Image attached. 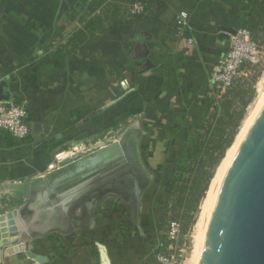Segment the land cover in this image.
I'll return each mask as SVG.
<instances>
[{
	"label": "crops",
	"instance_id": "0c3cea01",
	"mask_svg": "<svg viewBox=\"0 0 264 264\" xmlns=\"http://www.w3.org/2000/svg\"><path fill=\"white\" fill-rule=\"evenodd\" d=\"M63 2L69 6L57 20ZM80 2L0 0V82L25 102L30 126L26 139L0 131V185L28 183L25 196L0 189V209L20 211L18 221L29 226L25 249L47 257L44 264H158L167 239L165 213L148 201L160 194L150 188L155 165L172 170L187 131L200 124L210 67L231 35L222 27L240 25L242 0H167L73 48L70 37L81 27L68 25L84 13ZM114 131L118 137L104 145V133ZM92 141L87 151L117 148L115 162L129 161L127 149L134 168L100 176L65 202L81 188L50 191L49 174L66 149ZM3 246L0 240V264L24 263Z\"/></svg>",
	"mask_w": 264,
	"mask_h": 264
},
{
	"label": "water",
	"instance_id": "95a60500",
	"mask_svg": "<svg viewBox=\"0 0 264 264\" xmlns=\"http://www.w3.org/2000/svg\"><path fill=\"white\" fill-rule=\"evenodd\" d=\"M78 5V4H77ZM61 4L57 20L68 9ZM234 34L235 29L222 27ZM146 69L150 67L147 59ZM10 100L5 81L0 82V101ZM116 146V145H115ZM115 149V147H113ZM112 147H104V155L96 151L74 154L63 158L49 174L48 189L57 191L78 183L81 191L66 196L68 202L91 186L93 179L115 163ZM117 149V148H116ZM95 150V149H93ZM119 150L117 149L116 152ZM102 157H104L102 159ZM27 182H5L0 189L14 194L27 195ZM50 193L44 194V196ZM139 195L134 196L136 204ZM20 211L6 210L0 213V240L5 247H13L16 261L23 264H44L47 257L25 249L29 241L25 233L29 226L18 221ZM35 215L32 217V220ZM24 224V223H23ZM197 264H264V101L255 114L227 163L211 198V206L205 217Z\"/></svg>",
	"mask_w": 264,
	"mask_h": 264
},
{
	"label": "trees",
	"instance_id": "16d2710c",
	"mask_svg": "<svg viewBox=\"0 0 264 264\" xmlns=\"http://www.w3.org/2000/svg\"><path fill=\"white\" fill-rule=\"evenodd\" d=\"M166 2L167 0H81L80 8L85 9L83 17L87 21L81 29L70 37L69 43L75 48L84 43L89 35L102 34L122 22L131 23L132 18L140 19L143 13L155 11ZM247 2L248 5L241 6V11L248 8L249 5L251 8L247 15H242L240 11L239 26L245 27L244 25L249 24L250 29L246 28L255 40L254 35L257 27L264 25V0H247ZM136 3L144 4L142 11H133V6ZM246 17H249V19L246 20ZM64 27L63 23L56 26L54 34L61 32ZM233 91L232 86L221 96L224 100L220 101L218 106L212 105L214 99L211 97L202 99L201 122L197 127L187 131L175 170L170 174L169 182L173 184V182L181 179L179 177L189 164L193 160H197L196 167L198 171L193 176L191 193L187 199L190 205L188 209L190 215L188 217L191 220L195 219L194 213L199 210L200 203L205 197L215 170L234 142L240 124L244 119L245 104L240 111L230 112L233 99L229 97H240V91L234 94ZM210 108L213 109L212 113H210ZM225 117L226 120H224ZM214 118L216 119L215 123L212 121ZM226 126L228 127L225 128ZM166 196L167 198L171 197V189L166 190Z\"/></svg>",
	"mask_w": 264,
	"mask_h": 264
},
{
	"label": "rangeland",
	"instance_id": "374dc122",
	"mask_svg": "<svg viewBox=\"0 0 264 264\" xmlns=\"http://www.w3.org/2000/svg\"><path fill=\"white\" fill-rule=\"evenodd\" d=\"M247 4V0H242V7L243 5ZM251 6L249 5L248 8L243 9L241 11L242 15H247L250 11ZM75 9V7H72L71 10ZM77 10L79 9V5H77ZM249 17H246V20H248ZM86 18L83 17V14L76 17L75 21L70 23L68 26H70V29L73 28H79L83 27ZM249 25V24H248ZM244 25L245 28H249L250 26ZM250 29V28H249ZM254 34V33H253ZM255 40L257 43H259L263 49H264V25L258 26L257 31L255 32ZM234 88L233 94L237 91H240V97L232 98L233 99L230 112L231 111H240L242 107L245 104V115L244 119L242 120L239 130L244 123L245 119L248 115H250L261 103V101L264 99V58L253 66H245L240 71V74L237 76V78L234 81V84L232 85ZM211 98L214 99V102L212 105L218 106L219 102L224 100L222 97H216L215 93H212L210 95ZM263 99H262V98ZM257 100V101H256ZM257 102V103H256ZM211 109V108H210ZM251 110V111H250ZM213 112V109L210 110V113ZM227 118L225 117L224 120ZM213 123H215L216 119H212ZM127 124V123H125ZM127 126V125H124ZM226 126L225 128H227ZM238 130V132H239ZM238 134V133H237ZM118 137V132L114 131L110 133L109 135L104 133V145L108 144L107 140L116 139ZM235 140V139H234ZM96 141H92L91 143H87L80 147H70L66 149L67 154L66 156H63L65 158L72 157L74 154H83L86 153L88 149L96 146ZM116 149V148H115ZM113 148L114 154H116V150ZM112 154V153H111ZM116 157V155H115ZM206 158V157H203ZM197 160H193L187 169L181 174V178L178 181H175L172 183L169 182L170 174L173 170H175V167L172 168V170L169 171V168L166 169L164 165H155V174L154 179L150 186L151 190H160V194H155L153 198H148L151 202L157 203V205L162 207L163 212L165 213V224L167 225L168 221L176 220L180 225V236L178 240L173 243V250H171V253L174 255V264H192L194 261V257L192 256L193 253L196 251V242H195V236H196V221L200 212V206L202 204V201L199 206V210L194 213L195 219H189L188 215H190L189 212V203L187 201L190 193H191V183L193 181V176L198 171L196 167ZM58 164V163H57ZM171 189V197L167 198L166 196V190ZM107 202L114 203L115 206H118L120 202H122L121 199L117 197L109 196L105 198ZM4 209H0V213H4ZM193 259V261L191 260ZM194 264V262H193Z\"/></svg>",
	"mask_w": 264,
	"mask_h": 264
},
{
	"label": "built area",
	"instance_id": "2783aa9c",
	"mask_svg": "<svg viewBox=\"0 0 264 264\" xmlns=\"http://www.w3.org/2000/svg\"><path fill=\"white\" fill-rule=\"evenodd\" d=\"M144 4L136 3L133 11H142ZM186 15L179 14L178 24L185 25ZM264 58V49L252 37L245 27H236L234 34L229 35L226 52L210 67L208 73L209 94L221 97L232 87L235 79L245 66H253ZM0 131H5L16 139H26L30 135L25 102L16 98L0 101ZM167 239L165 250L156 254L158 264H174L173 243L180 236V225L176 220L168 221L165 227Z\"/></svg>",
	"mask_w": 264,
	"mask_h": 264
},
{
	"label": "bare ground",
	"instance_id": "6f19581e",
	"mask_svg": "<svg viewBox=\"0 0 264 264\" xmlns=\"http://www.w3.org/2000/svg\"><path fill=\"white\" fill-rule=\"evenodd\" d=\"M263 95H264V93H263ZM263 101H264V99L261 101V103L258 105V107L250 115H248L247 118L245 119L244 123L242 124V126L238 132V134L235 137L234 142L229 147V149L226 151L223 159L220 161L219 165L217 166L215 173H214V175H213V177L209 183L208 189L205 193V197H204L202 204L200 206V212H199V215H198V218L196 221V225H195L196 232H197L196 236H195V242H196V249L195 250L196 251L192 255L194 257V261H193V259H191L194 262V264H197L198 259H199V248H200V240H201L202 230H203V226H204L205 217L208 214L210 206H211V198H212L213 192H214V190L218 184V181H219L227 163L229 162L234 150L236 149V147L240 143L243 135L245 134L246 130L248 129L249 125L251 124L255 114L257 113V111L260 108ZM103 151L104 150H100V152L96 151V153L98 155H100L103 153ZM103 155H104V153H103ZM193 262H192V264H193Z\"/></svg>",
	"mask_w": 264,
	"mask_h": 264
},
{
	"label": "flooded vegetation",
	"instance_id": "af4514ba",
	"mask_svg": "<svg viewBox=\"0 0 264 264\" xmlns=\"http://www.w3.org/2000/svg\"><path fill=\"white\" fill-rule=\"evenodd\" d=\"M126 152V156L128 155V160L126 163L125 162H115L114 164L110 165L108 168H106L104 171L101 172V174L99 173L91 182V184H93L95 186V183L97 181V179H99V177H107V176H113L115 177V175H120L123 173H127L129 171H131L133 166L134 161H131L132 158L130 157V152L125 149ZM123 160V159H122ZM136 170V169H135Z\"/></svg>",
	"mask_w": 264,
	"mask_h": 264
}]
</instances>
